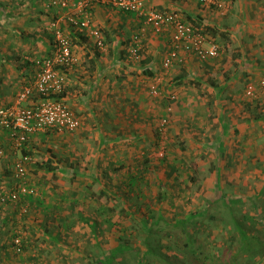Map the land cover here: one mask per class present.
I'll use <instances>...</instances> for the list:
<instances>
[{"label":"crops","instance_id":"1","mask_svg":"<svg viewBox=\"0 0 264 264\" xmlns=\"http://www.w3.org/2000/svg\"><path fill=\"white\" fill-rule=\"evenodd\" d=\"M217 1L223 4L222 8L204 6L193 0L147 1V9L178 11L188 23L211 28V37L220 48L219 56L207 61L181 52L167 69L163 62L172 48L171 35L169 32L156 34L143 15L93 4L88 13L92 25L102 34V48L96 46L88 31L81 33L63 23L64 31L73 42L77 64L66 72L62 100L82 124L74 132H37L29 136L22 152L33 158L29 178L38 196L8 206L0 202V264H7L3 260L8 253L17 255L10 248L12 233L10 237L4 233L8 224L27 235L23 234L25 245L34 243L39 237L45 242L44 237L49 236L46 254L52 259L50 264H67V260H72V253L53 249V245H57L58 232L51 235L45 230V227L53 229L50 221H53L51 211L55 209L56 198L61 196L65 204H71L68 210L80 211L81 206L76 205L79 201L99 210V204L102 209L106 205L104 200L93 197L99 194L118 196L116 204L109 207L117 212H160L154 218L145 215L146 220L136 218L138 226L147 223L148 227H153L152 235L145 232L146 235H138L142 242L128 246L122 253L120 241H115L112 246L114 264H180L182 261L187 264L182 253L185 246L180 243L193 241V237L183 234L186 229L182 227L199 222L188 219L190 214L185 218H176V214L172 219L161 214L164 209H184L183 203L147 202L157 191L162 200L176 197L183 191L172 185L176 186L179 178L176 168L179 164L180 167L185 165L186 160L175 166L176 157L170 160L168 153L188 158L192 155L194 160L208 157L209 167L215 166V170L210 173L213 181L206 190L202 187V192L209 196L220 187L224 190L220 180L230 179L233 184L234 180L248 178L249 162L264 163V95L258 92L254 98L245 96L246 87L257 84L264 75V0ZM46 2L0 0V102L3 104L16 102L18 92L34 81L37 72L34 61L51 54L50 22L56 17H65L66 13L47 9ZM135 34H140L142 40L137 58L129 53ZM154 88L162 96L154 95ZM171 94L176 95V100L168 114ZM168 115L167 138L160 135L159 124ZM0 151L1 194L13 187L12 165L20 154L10 147L7 133L1 137ZM162 152L165 158L159 157ZM163 161L172 170H164ZM47 163L53 164L51 171L46 168ZM188 172L193 174L191 170ZM257 175L260 177L259 173ZM121 195H137L134 202L138 204L125 200L122 203ZM206 207L208 205L198 204L191 211ZM24 208L28 213H22ZM118 217L120 219L119 213ZM123 222L119 221V227ZM95 223L98 226L97 222L90 225ZM209 227V246L205 249L216 261V230H211L210 224ZM170 228H181V231L178 233ZM186 232L194 235L193 231ZM154 233H158L159 240L158 237L154 239L157 243L150 238ZM61 235L67 239L66 232ZM127 237L137 238L131 234ZM100 238L99 235L88 236L87 243L93 248L80 252L81 264H102L105 260ZM172 243H175L176 252L169 248ZM164 246L166 253H161L165 251ZM188 252L195 257L200 248L196 246L194 252ZM125 253L133 260L130 258L126 263ZM155 256L163 259L157 260Z\"/></svg>","mask_w":264,"mask_h":264},{"label":"built area","instance_id":"2","mask_svg":"<svg viewBox=\"0 0 264 264\" xmlns=\"http://www.w3.org/2000/svg\"><path fill=\"white\" fill-rule=\"evenodd\" d=\"M47 9L65 11V17H56L50 22L53 33L52 51L49 56L34 61L37 72L34 81L22 88L12 105L0 102V140L4 133L8 134V142L12 150L19 151V158L12 165L13 187L8 193L0 194L2 204H18L22 199L38 196V191L29 178V167L33 158L22 152L27 145L29 136L37 132L55 131L74 132L81 127V120L68 108L62 100L66 85V72L77 64L71 37L64 31L63 23L68 24L83 33L88 31L94 38L96 46L102 48L103 38L100 30L92 25L88 10L93 4H104L121 11L145 16L147 25L156 34L169 32L172 48L163 62L164 68H170L179 54H190L201 61L215 59L219 56L220 48L215 40L188 23L178 11L161 12L147 9L148 0H46ZM204 6L222 8L223 4L217 0H193ZM66 18V20H64ZM142 49L140 34H135L129 46V53L138 57ZM260 92L264 95V75L257 84H249L245 89L247 98H254ZM152 93L162 96L157 89ZM170 104L167 113L171 114L172 103L176 95L168 96ZM28 103V105H24ZM169 115L159 124V133L164 134L169 126ZM2 152L0 151V159ZM23 214L28 209L22 210ZM24 235L18 228L12 235L10 246L19 255L24 251Z\"/></svg>","mask_w":264,"mask_h":264},{"label":"rangeland","instance_id":"3","mask_svg":"<svg viewBox=\"0 0 264 264\" xmlns=\"http://www.w3.org/2000/svg\"><path fill=\"white\" fill-rule=\"evenodd\" d=\"M170 117V116H169ZM170 120V119H169ZM168 132L166 131L164 134H160L164 137H167ZM163 137V138H164ZM168 138V137H167ZM170 138V136H169ZM170 145V143H169ZM169 149V148H168ZM173 149H176L173 148ZM48 150V149H47ZM168 152V150H167ZM170 154H173L172 152H169L167 156H169V159L172 160L174 157H176L177 162L175 163V166H177L178 163L184 162V160H186L185 165L183 164L181 167L179 164L178 167L176 168V170L179 173V178L176 180V186H174V184L172 185L173 187H177V188H181L183 191H181L180 195H176L175 196H168L167 200H162V196L160 195L161 193H155V195L152 194V196L145 197L147 199V202L150 203H154V202H164V203H176L178 202L179 204L183 203L186 206L184 207V209H179V210H167L164 209V212L161 213L163 215L164 218H169L172 219V217L176 218L178 217H187L188 214L192 213L193 208H195V206H197L198 204H201L204 206L207 205V203L209 202V199L213 198V195H204V193L202 192V187L208 188L209 184L213 181V179L210 178V173L213 172V170H215V166H213V168L209 167L208 162V157H204L202 156L201 158H199V164L198 165V171L196 172L197 178L196 182H191L190 179L191 177H194V174L189 173L188 171H190V167H191V163L195 162L196 160L194 156L190 155V157H184L183 154L177 155L176 153H174L172 156H170ZM160 158H165V152L160 153L159 155ZM178 158H181L178 161ZM245 159V157H244ZM207 160V161H206ZM240 163L242 164V161H240ZM257 162H249L247 164V172L250 176H248V178H242V179H238V180H234L233 184L230 182V179H223L220 180V183L223 182L224 183V190L225 192H227L228 194H230L231 192H235V191H240L239 194H235L232 193L230 195H244L245 193L247 194L248 192H255L257 184L260 185V179H255V175L256 172L258 171L260 174V170L259 167L256 166ZM33 164V162H32ZM31 164V165H32ZM166 162L163 161V169L166 171H170L172 170V168L170 167V165L168 164L167 166H165ZM216 165H219L218 163ZM218 167V166H217ZM158 169H160V166L158 167ZM207 169H209L210 171H208ZM256 169H258L257 171H255ZM192 172V171H191ZM229 173V172H228ZM187 174V175H186ZM261 177V175H260ZM228 178V177H225ZM219 181V179H218ZM32 182V181H31ZM238 183H241L240 185H238ZM199 187V188H198ZM226 193V194H227ZM227 194V195H228ZM247 196V195H244ZM250 196H254V195H250ZM249 196V197H250ZM121 200H125L126 202H132V204L137 203L134 202L135 199L137 200V195L135 196H124L121 195ZM241 198H245V197H241ZM57 201L54 205V210L51 211L52 214V218L53 221L51 220L50 223L54 224V226L52 227V231H50V229H47L45 227V230L47 232H50V234L52 235V233L54 232H58L57 236V245H53V249H60L61 252L63 251H68L71 252L72 254V260H67V264L71 263V264H81L82 261V257L80 252H87L90 251L92 248L90 247V245L87 243L88 241V236H94V235H99L100 240H103V247H104V255L107 257L110 254V251L112 250V246L114 245L115 241H120L126 244H130V245H137L138 242H142V238L139 237L138 235H146L143 232H140V226L137 225V219H140L141 217H143V212H149V216H151V218H154L155 216H158V213H160L159 211H152V210H134V211H124L119 219L118 217V212L115 210L112 213L109 212L110 208L112 207L113 204H116V200H112V202H110V204L108 205V202H106V205L104 206V208H101V205L99 204V210H95L94 206H91L90 204H87L86 202H81L79 201L78 206H81V210H68V208L71 206V204H65L64 200H61V196H57ZM60 199V200H59ZM249 199V198H248ZM82 200V198H81ZM120 200V202H121ZM115 201V203H114ZM119 202V201H118ZM124 203V202H122ZM260 207H262L263 203H264V199L258 200ZM8 203H5L4 206H8ZM138 204V203H137ZM161 205V204H160ZM190 205V206H187ZM216 206H214V208H212V212L215 213L216 210H219V213L214 214V216L217 218L216 220L211 221L210 218V214H207L203 217H199L200 215H196V219L195 221L199 222L196 224H192L189 223L187 224L184 228L182 227V229H186L189 231H193L194 235L189 234L188 232H186L183 234H187L192 236V240L193 241H189V240H184L185 242H181L180 246H185L184 248V252L183 256L185 258V262L187 264H220V260L216 261L215 260H209L208 259V255L212 256L211 254H208V252H206L205 247L209 246L208 243V229H209V224L211 225V230H216V256L218 255H222V252L225 249L220 248V246L222 247V243H224V240L227 241V239L225 238V231L224 229H222V225L221 222H218L220 220V217H222V210L223 209V205L220 204H215ZM77 206V207H78ZM254 204H250L249 201L245 202V205H241L238 208H236V210L238 211V216L237 218L239 220H237L239 223L243 224V227L248 229L249 231L254 229V225L249 223V220H247L246 218H244L245 216H248L249 214H255L256 210H253ZM13 206H10V208L12 209ZM76 207V206H75ZM8 209V207L6 208V210ZM221 209V210H220ZM260 212L258 211L257 214H259ZM154 214V215H153ZM133 215V217H135V219H132L131 216ZM131 218V219H130ZM137 218V219H136ZM98 219L101 220V222L97 221ZM130 219V221H129ZM115 220V222H114ZM122 220L123 221H127L121 223L120 227L118 226H114L113 223H117L119 224V221ZM218 220V221H217ZM56 222V224L54 223ZM91 222H97L98 226L95 225L92 229L89 227L91 226ZM96 224V223H95ZM113 225V226H112ZM218 227V228H217ZM44 229V228H43ZM159 228H155L154 232H157ZM171 230H175L176 232L180 233V229L181 228H170ZM14 225L13 224H8V226L6 227V229L4 230V233L7 237H10L9 235L14 234ZM62 232H66V240H64L61 235ZM118 232H120V234H118ZM24 234V233H23ZM129 234L134 236H137V238H133V239H129L127 236H129ZM153 234V232H152ZM151 234V235H152ZM158 233H154V236L150 237L153 242L155 238L158 237L157 235ZM183 234H181V236H184ZM25 236H27L26 234H24ZM48 238L44 237L45 242L42 241V238L39 237V239H34V243H31L30 246L25 249V256H23V253L21 255H9L10 253H8L7 257L5 260V262H7V264H50V262H52V259L49 257V255L46 254V252L49 250L48 247ZM184 238V237H182ZM195 238V240H194ZM228 238V235H227ZM159 240V237H158ZM229 240V239H228ZM63 242V243H62ZM180 242V241H179ZM62 243V244H61ZM90 243V241H89ZM157 243V242H156ZM58 244H61V246H58ZM153 244V243H152ZM163 245V244H162ZM211 245V243H210ZM175 246V243L170 244L169 248L172 249V251L176 252L173 248ZM196 246H198V248H200V253L199 255H195V257L193 256V254H190V252H188V250L194 252ZM126 248V247H124ZM160 249V247H159ZM163 249L165 251H161V253H166V246L163 247ZM171 249H169V253L171 254L172 251ZM100 250V249H99ZM126 250V249H125ZM228 251V246L227 249ZM6 252V249H5ZM191 252V253H192ZM197 252V251H196ZM230 252V251H228ZM128 253V252H127ZM231 253V252H230ZM33 254H40L38 256H36L35 258L32 257ZM229 254V253H228ZM126 257V263L129 262V259L133 257L129 254H123ZM154 258H157V260H162L163 258H161V256H155ZM62 263L65 261L60 260ZM118 261V260H117ZM104 262V261H103ZM245 262L240 261L238 264H243ZM114 264V263H113ZM117 264H119V262H117ZM183 264V261L180 263Z\"/></svg>","mask_w":264,"mask_h":264},{"label":"trees","instance_id":"4","mask_svg":"<svg viewBox=\"0 0 264 264\" xmlns=\"http://www.w3.org/2000/svg\"><path fill=\"white\" fill-rule=\"evenodd\" d=\"M193 25L196 28L201 29L205 33V35L211 37V32H212L211 28L202 27V25L198 23H193ZM199 161H200L199 158H197L195 162L191 163V167H190V170L194 174V177H191L190 181L194 183L196 182V179L198 180L197 178L198 174H196V172L198 171L197 164H199ZM256 166H258L259 170L261 171L260 172L261 177L257 175L259 172L257 171L258 169H256L255 171L257 172L255 175V179L256 180L260 179L261 182L260 185L257 184L255 192H248L247 194L245 193L244 195L247 196L244 195L234 196L230 194L232 193L239 194L240 191H235L228 194L227 192H225V190L220 189L221 187L218 185L220 188H218L217 190H213L214 192L213 198L209 199V202L207 203L208 207H206L205 209L203 208L200 211L192 212L188 216V219L194 220L196 219L197 214L200 215L199 217H203L207 214H210L209 219L213 221L217 219L214 216V214L219 213V210L217 209L216 212L213 213L212 208L216 206L215 204L221 203L223 205L222 207L225 210L221 211L222 217H220V220L217 221L221 222L222 229H224L225 231V238L227 239V241L224 240V243H222V247L220 246V248L225 249L222 252V255L220 254L219 257L215 255L216 256L215 259H217V261L220 260V264H238L240 261L245 262L243 264H264V203L262 207H260L259 203H256L258 202V200L264 199V163L263 164L256 163ZM46 168L51 171L54 168V166L52 163H47ZM103 195L105 194L94 195L93 197L95 199H99L98 201H101L100 199H102L104 200V202H108L110 199H114V200L119 199L118 196H113V195L103 196ZM250 195H254V196H250ZM242 196L245 198H241ZM246 201H249L250 204H254L253 210H256L255 214H251V215L249 214L248 216L244 217L247 220H249V223L254 225L255 227L250 231L244 228L243 224L237 221L239 219L237 218L238 211L236 210V208H238L241 205H245ZM122 202L124 201L122 200ZM121 208H123V205L121 206ZM113 211H114L113 208H111L109 212L112 213ZM258 211L260 212L259 214H257ZM123 212H124L123 210L118 212L120 217ZM149 212L150 211L143 212V215H145L147 218H151V216H149ZM146 217L143 216L141 220H146L147 219ZM131 218L135 219L133 216ZM95 225L96 224H93L89 227L92 229ZM113 225L118 226L117 223H113ZM152 229L153 227H148L147 223L144 224L142 227H140V231L143 233L144 232L147 233V235L152 234ZM28 245L30 244L25 245V242H23L24 250L28 247ZM120 246L121 249L119 251H122L123 253L125 249H128V246H130V244L120 242ZM227 246H228V251H230L231 253L226 250ZM109 256L110 257L105 258L102 264H113V257H114L113 250L110 251ZM207 257L209 260H211L212 258V256L210 255H208ZM212 260L214 259L212 258Z\"/></svg>","mask_w":264,"mask_h":264}]
</instances>
